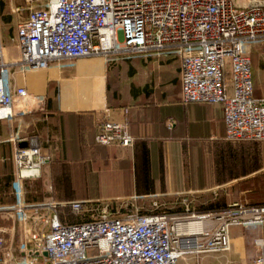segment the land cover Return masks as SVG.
I'll return each instance as SVG.
<instances>
[{"label": "built area", "instance_id": "built-area-1", "mask_svg": "<svg viewBox=\"0 0 264 264\" xmlns=\"http://www.w3.org/2000/svg\"><path fill=\"white\" fill-rule=\"evenodd\" d=\"M29 1V0H25ZM20 55L4 59L0 23V120L13 115L27 90L10 85V70L45 68L50 62L102 56L107 60L141 54L172 55L179 61L181 100L217 103L225 139L264 142V97H254L249 45L264 43V0H47L29 8L16 24ZM102 145L132 144L124 121H103L95 136ZM51 156L35 137L12 150L9 207L19 238L5 249L0 229V264H179L187 255L218 254L231 248L230 228L264 223V205L229 204L220 212H120L98 200L29 205L24 181L40 178ZM67 207L79 218L62 222ZM198 223L199 227H193ZM254 262L264 264V239ZM46 252V255H43Z\"/></svg>", "mask_w": 264, "mask_h": 264}, {"label": "crops", "instance_id": "crops-1", "mask_svg": "<svg viewBox=\"0 0 264 264\" xmlns=\"http://www.w3.org/2000/svg\"><path fill=\"white\" fill-rule=\"evenodd\" d=\"M24 1L16 3L24 5ZM3 14H11L0 12L4 59L11 62L19 58L20 51L13 39L10 42L13 47H7ZM20 20L16 21L11 38ZM12 23L11 17L8 27ZM263 52L262 45L252 44L246 48L254 89L264 73L259 64ZM10 85L26 88L28 96L24 100L16 99L13 115L0 120V177L13 179V147L27 145L31 137L37 138L43 151L51 156L43 165L40 178L24 181V184L41 185L43 189L38 192L23 184V196L29 205L46 204L51 200L70 201L54 196L52 165L60 159L69 165L85 164V168L79 166L71 171L74 175L86 174L85 180L75 182L80 189L89 182L92 172L119 177L130 174V178L127 177L129 196L138 198L137 190H152L153 193L142 194V197L153 198L152 204L157 202L159 206L158 197L188 195L194 200L197 195H215L218 190L226 192L228 201L229 190L236 184L242 186L237 190L246 204L252 176L264 168L262 162L258 170L250 172L249 162L242 159L236 162L232 144L225 139L220 104L181 100L179 61L172 55L141 54L112 60L90 56L50 62L42 69L13 68ZM263 97L257 95V98ZM105 120L126 122L132 144L123 147L118 143H97L95 136ZM141 152H146L149 160L148 182L135 179L134 158ZM190 201L187 202L191 205ZM233 202L241 201H228ZM9 205H0V209ZM59 214L66 217L70 211L61 207ZM256 227L263 229V225ZM14 229L18 239L17 227ZM242 229L243 226L230 228V250L238 255L225 264H256V256L249 262L244 259ZM219 255L211 254L213 263L222 264ZM188 257L194 258L192 264L208 263L204 255H187L180 258L179 264H187Z\"/></svg>", "mask_w": 264, "mask_h": 264}, {"label": "trees", "instance_id": "trees-1", "mask_svg": "<svg viewBox=\"0 0 264 264\" xmlns=\"http://www.w3.org/2000/svg\"><path fill=\"white\" fill-rule=\"evenodd\" d=\"M4 1L0 0V12L4 11ZM2 23L6 29L5 37L6 42L10 43L13 38V28L8 27V24L10 22L11 16L7 14H3L1 16ZM232 144V149L234 151V159L236 162H238L239 159H242L243 161L249 162L250 172L256 171L261 167V157L258 153L257 148H254V144H257L261 141H238V142H230ZM148 156L146 152H141L140 154H136L134 158V171H135V179L143 182L150 181V176L148 173ZM83 167L85 168V164H71L56 160L53 162L52 170L53 175L55 178V187L56 190H54V196L58 200H71V199H86L85 196H87L84 192L85 190H82L78 187L75 182L78 180L74 177L75 175L71 173L72 169L77 170V167ZM264 170L260 171L257 174L263 173ZM256 175V174H255ZM82 180L86 179V174L81 175ZM12 180L9 178V176L0 177V205H9L14 202L15 197L12 194ZM24 187L28 189H32L38 192H43L41 185H35V184H29L25 183ZM153 193L152 190H137L136 194L139 196L135 199V202H132L133 200H126L125 199H112L108 201H112L110 204V208H114L116 205L120 206L121 209L124 210H134L135 208H138L142 212H148L151 208L152 199L151 197H142V194H150ZM250 198V196H249ZM132 199V198H130ZM158 202L160 203L159 212H167V213H174V214H183L185 213V205L184 200L190 201L192 200V207L193 211L195 213H207V212H220L223 210H226L229 206V203L226 198V192L224 190H218L216 194L213 193H204L200 194L194 197V200L191 199L188 195H174V196H164V197H158ZM191 202V201H190ZM194 205V206H193ZM248 206H263L264 200H254L251 199L246 203ZM9 208H3L0 209V211L5 210ZM62 222L68 223V222H75L78 221L79 218L69 214L66 217H61Z\"/></svg>", "mask_w": 264, "mask_h": 264}, {"label": "rangeland", "instance_id": "rangeland-1", "mask_svg": "<svg viewBox=\"0 0 264 264\" xmlns=\"http://www.w3.org/2000/svg\"><path fill=\"white\" fill-rule=\"evenodd\" d=\"M3 1V0H2ZM47 0H29L24 1V5L17 4V0H4V12H9L13 19V23L11 24V27H15V23L17 20H20L22 17H24L28 11L29 8H35V7H41L45 4ZM255 45H262L264 47V43H256ZM7 47L12 48L13 44L8 43ZM259 64L262 69H264V52L259 57ZM257 95H264V73L262 78H260L259 85L254 89V97L257 98ZM213 104V103H212ZM254 148H257L258 153L260 156H264V142H258L257 144H254ZM93 159V158H90ZM89 159V160H90ZM261 159V158H260ZM263 162L264 165V159L261 160V163ZM90 164V162H89ZM264 170V168H263ZM77 180H81V175H75L74 176ZM130 178V174H126L123 177H119L115 175H105L100 174L99 172H92L88 176L89 182L87 184L82 185L83 189L85 190V198L92 199V200H98V205H104L108 204L110 206L112 199H125L126 200H133L132 202H135V197H130L129 194L131 193L128 191L129 183L128 180ZM78 182V181H77ZM250 192L248 196V200L254 199V200H264V172L261 174H256L255 176H252V179L250 181ZM241 185H232L231 190H229V196L228 201L231 200H238L244 203L243 197L240 195L239 191L237 189L241 188ZM13 194V190H12ZM132 198V199H130ZM10 206V205H9ZM189 210L193 211L192 205L189 204ZM8 211L2 210L0 211V229L5 230V249L7 250H13L15 249V245L18 241L16 238V232H15V223L13 214L9 209H6ZM128 210L120 209V212H124ZM194 212V211H193ZM263 225V229L258 228L256 226L261 227ZM242 234L245 235L243 245L241 248L243 249L242 253L244 255V259L249 262L251 261L257 254V247H258V241L261 239H264V223H257L254 225L249 226H243ZM237 253L231 249L230 251H226L223 253H220L219 262L222 264L227 263L226 261H232L234 258H237ZM205 261L208 262L206 264H216L217 262L213 263L214 259L211 257V254L204 255ZM187 264H192L194 262V258L188 257L185 259Z\"/></svg>", "mask_w": 264, "mask_h": 264}, {"label": "bare ground", "instance_id": "bare-ground-1", "mask_svg": "<svg viewBox=\"0 0 264 264\" xmlns=\"http://www.w3.org/2000/svg\"><path fill=\"white\" fill-rule=\"evenodd\" d=\"M192 226L193 227H199V224L198 223H193Z\"/></svg>", "mask_w": 264, "mask_h": 264}, {"label": "water", "instance_id": "water-1", "mask_svg": "<svg viewBox=\"0 0 264 264\" xmlns=\"http://www.w3.org/2000/svg\"><path fill=\"white\" fill-rule=\"evenodd\" d=\"M43 255L45 256L46 255V252H43Z\"/></svg>", "mask_w": 264, "mask_h": 264}]
</instances>
